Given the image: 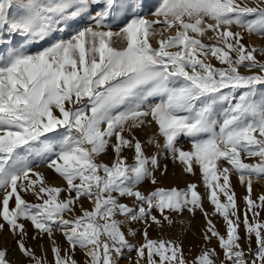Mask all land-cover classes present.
I'll list each match as a JSON object with an SVG mask.
<instances>
[{"label":"snow or ice","instance_id":"1","mask_svg":"<svg viewBox=\"0 0 264 264\" xmlns=\"http://www.w3.org/2000/svg\"><path fill=\"white\" fill-rule=\"evenodd\" d=\"M253 37L264 0H0V234L19 254L6 243L0 264H264ZM169 160L199 184L162 185ZM185 212L205 218L191 259L149 236Z\"/></svg>","mask_w":264,"mask_h":264},{"label":"rangeland","instance_id":"2","mask_svg":"<svg viewBox=\"0 0 264 264\" xmlns=\"http://www.w3.org/2000/svg\"><path fill=\"white\" fill-rule=\"evenodd\" d=\"M251 43L255 44L256 46H264V40H261L259 38L253 37L250 41ZM219 66V65H217ZM140 138L143 140L144 136L143 134L140 135ZM180 144L184 146L185 148L188 147V141L184 138H181ZM163 160V157H161ZM251 162V161H248ZM169 163V173L168 176L165 179L161 180V184L166 186V187H184L186 181H191V182H196L199 184V180L195 177L188 176L187 174H183L178 166H173L170 162ZM48 178L50 181H52L55 184H60L61 181L57 179L53 173L48 172L47 173ZM232 183L235 186V190L237 193L238 197V204L240 205L241 208H243V200L240 199L243 197L245 194V189L241 187L236 180V177L234 176L232 178ZM200 191L203 193V187L202 185L200 186ZM262 191H264V181H259L255 182V194H260ZM26 199L32 201L33 198L31 196L26 197ZM205 207L211 211V206L205 202ZM260 220L264 221V211L260 213ZM173 225L168 226L167 223L165 222V225L163 227V230L161 231L160 228L157 226L153 225L152 228L149 229V236L150 238L153 239H158V238H172V239H179L183 242V247L185 254L188 255V249L191 246L192 247V253L189 259L194 257L200 250L199 246H202V237H201V232L205 227V218L200 212H197L196 215L193 217L191 214L185 212L182 215H173ZM213 222L217 225L218 229L221 231V233L224 232V227H223V221L222 218L219 217H213ZM133 227L139 228V225H134ZM241 234L243 235V226H241ZM31 235V231H30ZM58 242L61 243L62 246L66 247V243L63 240L62 236H57ZM132 243H137L138 241L141 240V236L138 234L134 239L130 238ZM7 243L8 247L12 249L10 252V259L13 258H19L18 252L15 251V243L13 241V238L11 237L10 234L7 232H4L0 234V247H4L5 244ZM29 245L32 246L37 255H41L43 253L44 249L48 248V241L45 238L43 242L41 241H33L29 239L28 241ZM217 242L213 240L212 244L208 245L209 247H212L216 244ZM253 247H255V244L253 243ZM47 259L49 261L52 260V253L50 249L47 251ZM133 257L135 256V252L131 254ZM76 259L80 260L81 259V253L79 250L76 252ZM124 260L121 261V264ZM127 262V260H125Z\"/></svg>","mask_w":264,"mask_h":264},{"label":"bare ground","instance_id":"3","mask_svg":"<svg viewBox=\"0 0 264 264\" xmlns=\"http://www.w3.org/2000/svg\"><path fill=\"white\" fill-rule=\"evenodd\" d=\"M122 264H127V262L124 260V261L122 262Z\"/></svg>","mask_w":264,"mask_h":264}]
</instances>
